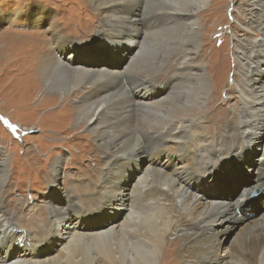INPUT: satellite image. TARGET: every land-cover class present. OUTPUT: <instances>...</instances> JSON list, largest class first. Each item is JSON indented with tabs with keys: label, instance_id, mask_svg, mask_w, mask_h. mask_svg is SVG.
I'll return each instance as SVG.
<instances>
[{
	"label": "bare ground",
	"instance_id": "bare-ground-1",
	"mask_svg": "<svg viewBox=\"0 0 264 264\" xmlns=\"http://www.w3.org/2000/svg\"><path fill=\"white\" fill-rule=\"evenodd\" d=\"M141 1L89 0L100 19L91 42H66L62 32L50 39L39 33L22 39L10 28L0 33V39L10 41L7 47L0 45L6 53L22 40L29 44L19 52L26 58L18 67L26 65L21 67L28 72L38 65L41 91L52 97L45 103L54 101L53 95L71 102L69 122L85 130L97 156H102L93 159V170L78 166L82 176L90 171L92 184L83 187L74 176L77 183L69 192L59 186L63 156L51 160L50 196L43 200H50L48 228L57 248L51 245V254H43L48 258L42 261L29 257L13 261L15 247L6 231L19 228L4 205L9 165L5 148L0 147V220H6L0 229V264H161L159 254L165 250L167 259L180 250L173 259L176 264H264V209L234 244L236 254L222 253L219 237L226 232L217 230L223 223L232 228L240 221V209L248 203L240 200L250 190L264 192V163L252 160L259 151L264 162V0L246 2L248 14L239 25L244 39L233 44L232 54L239 76L233 84L238 101L231 108L230 122L218 124L220 117L214 118V128L207 124L211 117L202 114L211 81L201 59L200 16L209 0H144L146 13L156 15L159 22L154 21L153 30L140 41L133 36L137 21L128 8L139 7ZM49 12L40 5L19 13L0 10V25L7 19L13 27V20L25 19L20 24L29 21L35 31L47 22L49 27H41L47 32L56 26V15ZM124 43L138 47L128 52ZM90 46L97 53L86 55L83 48ZM160 69L164 74L154 79ZM62 114L66 119L67 113ZM247 164L256 173L254 186L239 188L235 202L203 193L212 182L222 188L229 185L235 168L248 169ZM55 194L58 200L53 199ZM60 199L64 205H58Z\"/></svg>",
	"mask_w": 264,
	"mask_h": 264
},
{
	"label": "rangeland",
	"instance_id": "rangeland-1",
	"mask_svg": "<svg viewBox=\"0 0 264 264\" xmlns=\"http://www.w3.org/2000/svg\"><path fill=\"white\" fill-rule=\"evenodd\" d=\"M88 1L89 0H0V10L6 12V14L12 12L19 13L23 9L27 10L31 7L35 8V6L40 5L41 7L44 6L46 11H50L52 15H56L54 17V20H56V26L52 27V29L47 32L41 27L47 28L51 23L45 22V26L40 25L38 29L32 31L34 30L31 28L32 25H27L29 21H27L26 24H20L25 19L19 20L18 18L12 21L15 25L13 27L10 26V23H7V19H5L3 21L5 23L2 22L3 24L0 25V33H3L5 29L10 28L11 30L17 31L22 39L36 35V33L41 35L44 34V37L50 39V36H55L56 32H62L61 36H64L66 42H91V37L93 36V32L95 33L97 30L100 19ZM143 2L144 0L140 2L139 7H134L133 10L128 8V11H133L132 16L137 21V28L135 27L136 32L133 36H135V40L140 41L146 33L153 30L155 22H159L156 15H154L153 18L151 13H146L143 7ZM246 2L247 0H209L208 5L202 9L203 11L200 16L199 36L202 39L201 59L203 66L206 65V71L208 72L211 81L209 101L207 106L203 109L202 114L204 112L207 116L211 117L207 123L211 128H214V118L220 117L217 120L218 124H221L222 121H225L226 123L230 122L231 117L234 114L231 108L238 101L236 92H233V84L239 79V76L236 75L234 65L235 55L232 54L234 52L233 44L235 42L240 44V40L244 39L242 29L239 25L243 23L248 14ZM129 6L130 5H128V7ZM143 13L146 14L143 15ZM16 16L14 17L16 18ZM21 16L22 15H19V17ZM237 16L240 20L239 23L237 22ZM104 33L105 32H103V34ZM106 34L114 37L117 33L106 32ZM115 37L116 39L123 40L122 36L119 34ZM23 41L24 40L19 43L17 42L15 44L16 46L13 47L14 49H11L10 53L9 50L6 53L5 48H0V77L2 76L3 80H0V147L3 149L5 148L4 155L5 158H7L9 165L7 168L9 172V180L7 182L8 185L6 184L5 186L6 193H4V205L19 228L18 231L7 230L6 237H11L15 247L13 252L15 259L11 258V261L13 259V261H20L23 257H29L31 258L30 260L33 261H42L43 259L48 258L42 257L43 254L49 252V254H51V245L56 247V243L50 240L51 235L49 234L48 228V219L50 215L48 207L50 206V200H48L49 202L43 200L44 197L50 196L48 193L47 181L49 179L48 175L49 166L52 162L51 160L59 157V155L63 156L60 164V177L62 178L59 186L62 191L66 190V192H69V187H71L72 184L77 183L75 182L74 176L78 179L80 178L82 183L84 182L83 187H85L88 182L92 184V177L90 176L89 170H93L95 165L93 159H99L102 158V156L100 154L97 156L93 142L84 135L85 130L80 128L77 130L76 124L69 122V117L73 110L71 102L62 100L58 95L55 97L53 95L55 100L51 101V103H45L44 99L49 102V98L52 97L43 94L45 92L41 91L42 81L37 74L38 70H36L38 69V65L34 68L33 64L28 69L30 70L28 72H25L22 69V67L26 65H20V67H18L17 63L23 62L26 58L19 52L29 45L25 41L23 43ZM9 42L0 39V45L4 46L6 44V47L9 46ZM63 44L64 43H62V45ZM135 44L136 43H134V45L124 43L123 48L128 49V52H132L138 47ZM70 46L71 45L68 44L67 46L62 47L66 49ZM83 51L86 55L97 53L96 49L92 46L83 48ZM86 55L82 58H85ZM95 57L98 56L95 55ZM102 59L101 57L98 58L100 61L107 62ZM118 67L120 69L122 68L121 65ZM5 71L6 74L4 73ZM162 74H164V72L160 69L153 78L157 79ZM127 77L129 82L130 76L128 75ZM121 79L127 80L125 75H122ZM62 113H67L64 116L66 119L63 118ZM38 127L40 128L38 129ZM65 129H68L67 133L60 132ZM76 134L79 135L78 138L75 137ZM254 159H260V163H264L262 162L263 159L261 158V152L259 151H256L252 160ZM247 165L249 166V164ZM78 166H88V175H80L77 170ZM234 171L236 173L232 175L229 185H223L224 187L222 188L216 185L217 181L212 182V185L210 184V186L213 188H204L203 193L210 195L212 199H216L217 197L224 200V202H235L241 195V189L239 190V193H237L239 188H253L256 173L251 170L250 166L248 169L246 167L244 169L235 168ZM263 193L257 188L250 190L249 196L240 200L241 203H243L245 199L248 201V203L240 209V221L232 228H226L227 226H230L231 223H223L221 227L217 228V230L222 229L226 232L219 237L222 242V253L227 254L230 252H236V250H234V244L247 233V230L252 227L254 221L263 212ZM69 194L71 197L73 196L74 203L81 206V204L78 203V200H75L76 196L71 192ZM252 195L255 197L252 198ZM63 197L64 196H62V198ZM57 198H59V196H56L55 194L53 199ZM62 200L63 199L59 200V206L64 205ZM68 208V206H64L66 212L70 211ZM5 224L6 220L2 217L0 220V229H2L3 225L5 227ZM26 235L29 236L27 237ZM246 243V248L250 249V238H247ZM165 251L163 254H159V261H161V264H164L166 261L170 264H176L173 259L177 257L178 251L180 250L177 252L174 251L169 259L166 258ZM234 264L239 263L234 262Z\"/></svg>",
	"mask_w": 264,
	"mask_h": 264
},
{
	"label": "water",
	"instance_id": "water-1",
	"mask_svg": "<svg viewBox=\"0 0 264 264\" xmlns=\"http://www.w3.org/2000/svg\"><path fill=\"white\" fill-rule=\"evenodd\" d=\"M255 196L253 195V198H254Z\"/></svg>",
	"mask_w": 264,
	"mask_h": 264
},
{
	"label": "clouds",
	"instance_id": "clouds-1",
	"mask_svg": "<svg viewBox=\"0 0 264 264\" xmlns=\"http://www.w3.org/2000/svg\"><path fill=\"white\" fill-rule=\"evenodd\" d=\"M252 198H253V195H252Z\"/></svg>",
	"mask_w": 264,
	"mask_h": 264
}]
</instances>
